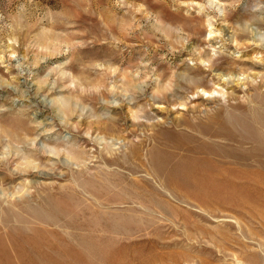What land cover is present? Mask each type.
Segmentation results:
<instances>
[{"label":"rangeland","instance_id":"1","mask_svg":"<svg viewBox=\"0 0 264 264\" xmlns=\"http://www.w3.org/2000/svg\"><path fill=\"white\" fill-rule=\"evenodd\" d=\"M0 264H264V0H0Z\"/></svg>","mask_w":264,"mask_h":264},{"label":"bare ground","instance_id":"2","mask_svg":"<svg viewBox=\"0 0 264 264\" xmlns=\"http://www.w3.org/2000/svg\"><path fill=\"white\" fill-rule=\"evenodd\" d=\"M206 168H207V167H204V170H206ZM191 170H192L191 168H189V169H185L186 172H190ZM192 171H193V170H192ZM203 178H204L203 181L198 182V183L203 184V183H205L207 180H210V181L213 180V178H211L210 176H204ZM209 178H210V179H209ZM202 193L204 194V192H202Z\"/></svg>","mask_w":264,"mask_h":264}]
</instances>
